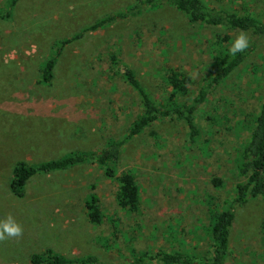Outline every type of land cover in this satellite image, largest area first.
I'll use <instances>...</instances> for the list:
<instances>
[{
  "label": "rangeland",
  "instance_id": "374dc122",
  "mask_svg": "<svg viewBox=\"0 0 264 264\" xmlns=\"http://www.w3.org/2000/svg\"><path fill=\"white\" fill-rule=\"evenodd\" d=\"M138 1L16 0L8 7V0H0V221L11 214L23 228L20 238L0 242V264H31L30 254L46 248L69 258L94 255L106 264L157 249L209 256V240L196 230L207 225L203 199L212 194L227 207L239 181L234 158L264 91V37L226 31L229 48L241 32L255 47L210 89L195 115V140H189L184 122L173 118L153 123L124 144L114 167L117 173L131 171L139 186L135 213L116 206L113 181L89 163L34 174L21 197L8 188L17 160L35 164L93 151L107 138L124 136L139 106L122 77L123 66L160 106L168 93L162 80L168 69L192 76L180 98L186 102L207 76L211 41L225 30L187 22L171 5L87 29ZM213 2L239 12L251 6L264 17V0ZM65 38L71 40L58 50ZM49 57H55L53 77L39 83L41 63ZM212 177L220 178L219 188ZM89 185L103 213L118 219L117 238L109 234L107 219L97 227L86 222L82 201ZM225 259V264H264L263 198L235 210Z\"/></svg>",
  "mask_w": 264,
  "mask_h": 264
},
{
  "label": "trees",
  "instance_id": "16d2710c",
  "mask_svg": "<svg viewBox=\"0 0 264 264\" xmlns=\"http://www.w3.org/2000/svg\"><path fill=\"white\" fill-rule=\"evenodd\" d=\"M214 0H139L138 3L129 4L125 9L110 13L96 20L87 29L94 30L117 19L135 16L144 10L153 9L161 4L173 6L181 12L187 22L207 25L225 30L216 35L210 44V69L205 78L198 83L194 93L186 102L180 100L186 95L193 78L189 73H181L175 69H168L162 76L163 83L168 90L162 106L157 104L154 97L140 83L132 69L122 67V77L131 87L138 99V112L134 115L123 137L118 139L107 138L97 150L71 151L59 158L48 159L35 164H27L22 160L14 162L8 182L10 192L21 197L24 193L26 181L34 174L66 170L75 165L94 164L102 167V174L113 181L112 197L116 206L125 214H133L139 208V186L131 171L116 172L114 163L118 161L124 144L133 137L141 134L153 123L163 119H179L184 122L189 140L198 137V127L195 115L199 107L205 102L212 86L219 84L234 70L243 59L254 49L255 43L249 42V47L243 52L231 55L228 44L231 37L227 30L246 31L257 37H264V17L255 14L253 9L241 6L240 12L229 7L218 6ZM237 2L238 0H231ZM16 0H8V7ZM71 38L58 41V50ZM111 60L113 56L111 55ZM55 57H49L41 63L38 81L48 84L53 77ZM256 66H259L257 64ZM250 118L245 128L246 138L234 158L235 174L239 181L235 183L233 195L227 207H223L212 194H207L203 202L206 207L207 225L196 227L204 233L209 240V256H195L177 250L168 251L157 249L155 251L140 252L133 256L123 258L121 264H147L156 260L160 264H225V257L229 247V231L234 219L235 210L255 198L264 199V91L257 106V111ZM213 122V116L210 117ZM211 184L219 188L222 185L220 178L212 177ZM84 218L86 222L97 227L105 219L109 221V234L118 237V219H113L103 213L100 207L99 196L94 186L89 185L82 201ZM103 247H107L104 237H100ZM127 241L128 238H126ZM31 264H106L94 255L80 257H65L46 248L40 253H31ZM111 264V263H107Z\"/></svg>",
  "mask_w": 264,
  "mask_h": 264
},
{
  "label": "clouds",
  "instance_id": "9594fccd",
  "mask_svg": "<svg viewBox=\"0 0 264 264\" xmlns=\"http://www.w3.org/2000/svg\"><path fill=\"white\" fill-rule=\"evenodd\" d=\"M249 47V42L245 33L241 32L233 45L229 48L231 55L243 52ZM23 235L22 226L15 221L11 214L0 221V242L8 239H18Z\"/></svg>",
  "mask_w": 264,
  "mask_h": 264
}]
</instances>
